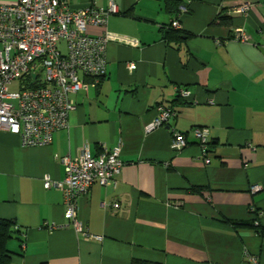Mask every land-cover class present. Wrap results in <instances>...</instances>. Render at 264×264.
<instances>
[{"label":"crops","instance_id":"1","mask_svg":"<svg viewBox=\"0 0 264 264\" xmlns=\"http://www.w3.org/2000/svg\"><path fill=\"white\" fill-rule=\"evenodd\" d=\"M68 1L79 9L112 0ZM113 1L120 12L88 28L109 31L106 76L71 96L69 128L29 147L0 131V218L15 226L7 264H246L249 254L264 264V0H180L184 35L171 41L178 12L166 0ZM221 12L231 25L213 24ZM159 105L174 110L177 130H209V163L192 135L176 151L168 126L147 131ZM85 147L92 156L120 148L125 161L115 186L95 182L79 199L87 234L66 220L63 191L45 187ZM243 221L254 224H235Z\"/></svg>","mask_w":264,"mask_h":264},{"label":"built area","instance_id":"2","mask_svg":"<svg viewBox=\"0 0 264 264\" xmlns=\"http://www.w3.org/2000/svg\"><path fill=\"white\" fill-rule=\"evenodd\" d=\"M251 6L250 2L244 3L236 12L243 13ZM188 11L187 5H180L172 26L180 28L181 17ZM119 12V5L113 0L106 7L92 3L79 9H72L68 0L0 3V131L8 129L19 134L22 145L29 147L49 145L56 131L69 128L70 115L76 107L71 96L88 90L91 81L100 83L107 71L109 31L92 35L88 28L106 27L109 17ZM237 32V40L249 39L243 29ZM62 41L66 42V53L60 48ZM128 67L134 70L136 64ZM14 81H19L20 87L11 91ZM188 95V91L182 93L184 97ZM157 108L147 131L168 126L171 146L176 151L188 146L192 135L209 163V130L194 127L190 134L181 132L170 126L174 110L163 105ZM63 163L65 177H47L45 187L63 191L66 220L73 221L78 231L87 234L77 216L79 199L89 193L95 182L115 186L125 161L120 148L103 149L92 156L85 147L76 158L64 157ZM262 189L263 185L258 184L251 187L253 192ZM246 264H260L258 255H247Z\"/></svg>","mask_w":264,"mask_h":264},{"label":"trees","instance_id":"3","mask_svg":"<svg viewBox=\"0 0 264 264\" xmlns=\"http://www.w3.org/2000/svg\"><path fill=\"white\" fill-rule=\"evenodd\" d=\"M171 11L178 12V6L180 4V0H166ZM213 24H222V25H231L232 19L228 15H224L221 12ZM184 33L181 30H176L171 24L170 28L165 32V39L167 41H171L172 38H181ZM237 226H252L254 223L250 222H235ZM14 223L11 220L0 218V264H7L9 260V249H8V242L11 238H13L15 229ZM132 264H148V262L134 259Z\"/></svg>","mask_w":264,"mask_h":264},{"label":"rangeland","instance_id":"4","mask_svg":"<svg viewBox=\"0 0 264 264\" xmlns=\"http://www.w3.org/2000/svg\"><path fill=\"white\" fill-rule=\"evenodd\" d=\"M60 48L62 49V51L64 53L67 52V46H66V42L65 41H62L61 44H60ZM11 91H15V90H11Z\"/></svg>","mask_w":264,"mask_h":264}]
</instances>
